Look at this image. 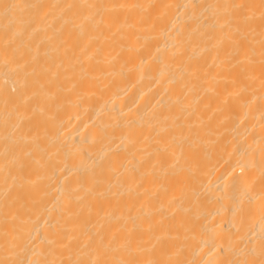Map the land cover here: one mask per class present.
Returning <instances> with one entry per match:
<instances>
[{
    "label": "bare ground",
    "instance_id": "obj_1",
    "mask_svg": "<svg viewBox=\"0 0 264 264\" xmlns=\"http://www.w3.org/2000/svg\"><path fill=\"white\" fill-rule=\"evenodd\" d=\"M260 4L0 0V261L259 264Z\"/></svg>",
    "mask_w": 264,
    "mask_h": 264
},
{
    "label": "snow or ice",
    "instance_id": "obj_2",
    "mask_svg": "<svg viewBox=\"0 0 264 264\" xmlns=\"http://www.w3.org/2000/svg\"><path fill=\"white\" fill-rule=\"evenodd\" d=\"M20 5L14 4V3H5L2 5L4 14L7 16L10 13H12L14 10L20 8ZM69 7H71V5H69ZM88 7H95V6H88ZM185 8L189 7L188 5L184 6ZM225 7H229V6H225ZM234 11L236 12H240L242 10L245 9H251L253 7V5H241V4H233L230 6ZM259 8L261 9V13H260V19L262 22V29H264V0H261V4L259 5ZM252 17L250 16H244L243 19L245 21L251 19ZM262 35V39L260 41L261 43V66H262V70H264V31H262L261 33ZM234 45L239 48V41L238 40H234L233 41ZM262 216H264V195L261 196V203L257 209ZM259 246H260V261L259 264H264V233L261 234L260 239H259ZM253 251H255V248H253ZM131 254V253H130ZM0 264H6V262L4 261H0ZM8 264H14V262H8ZM20 264H22V262H20ZM31 264H57L56 261H40V260H34L31 262ZM60 264H63V262L61 261ZM69 264H80L79 261H69ZM92 264H139V261L135 260V259H129V260H115V261H93ZM149 264H154V262H149ZM237 264H255V262H250L248 260H244L241 262H237Z\"/></svg>",
    "mask_w": 264,
    "mask_h": 264
}]
</instances>
